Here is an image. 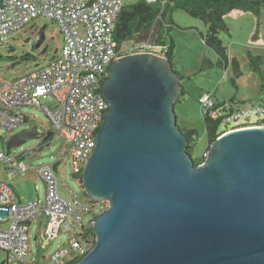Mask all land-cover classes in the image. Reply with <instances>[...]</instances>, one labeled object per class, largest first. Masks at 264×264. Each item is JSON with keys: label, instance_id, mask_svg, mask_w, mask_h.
<instances>
[{"label": "water", "instance_id": "water-1", "mask_svg": "<svg viewBox=\"0 0 264 264\" xmlns=\"http://www.w3.org/2000/svg\"><path fill=\"white\" fill-rule=\"evenodd\" d=\"M108 70L110 106L82 172L84 191L108 207L76 264H264V125L224 131L195 165L175 110L182 85L173 62L131 52ZM52 134L25 127L8 153Z\"/></svg>", "mask_w": 264, "mask_h": 264}, {"label": "built area", "instance_id": "built-area-1", "mask_svg": "<svg viewBox=\"0 0 264 264\" xmlns=\"http://www.w3.org/2000/svg\"><path fill=\"white\" fill-rule=\"evenodd\" d=\"M150 1V0H149ZM126 0H2L0 1V42L37 17L55 22L63 38L61 51L50 62L14 81L0 78V127L9 133L28 125L26 113L14 112L18 107L41 109L51 122L54 132L66 139L69 153L64 161L73 173H81L97 144V132L109 109L102 85L111 63L120 54L115 28ZM215 100L208 98L203 105L205 114L215 117ZM231 120L232 114H227ZM0 150V161L8 160ZM12 173L29 167L22 156H16ZM44 184V197L21 202L14 188L0 179V207L8 208L5 227H0V250L4 262H29L30 226L39 215L48 219L44 237L50 246L62 230H72L67 246L60 244L46 264H67L83 257L95 244L96 236L83 234L85 214L90 205L72 190L71 197L60 193V181L51 163L35 169ZM79 228V230H77ZM73 254L74 256H71Z\"/></svg>", "mask_w": 264, "mask_h": 264}, {"label": "rangeland", "instance_id": "rangeland-1", "mask_svg": "<svg viewBox=\"0 0 264 264\" xmlns=\"http://www.w3.org/2000/svg\"><path fill=\"white\" fill-rule=\"evenodd\" d=\"M224 18L231 33H221L220 37L230 58L236 57L239 60L243 72L241 77L236 76L231 64L228 67L218 64L219 58L216 52L207 46L202 38V33L207 32L206 24L181 9L174 10L172 13L174 24H171L168 18L163 20V24L159 20L150 34L141 33L136 38H128L121 42L120 55L131 53L137 46L148 47V44L152 46L154 52L161 54L165 53L171 37L174 40L172 62L176 72L182 76L181 85L186 91V94L180 95L175 110L182 130L185 128L197 130L198 135L192 153L195 159L206 156L210 145L203 110V105L208 98L221 103L225 102L228 112L237 111L241 107L242 114L234 121L233 126L244 123L246 120L254 123L264 116L260 113L264 100V79L251 69L248 53L252 51L256 54H264V7L259 14L234 9ZM160 31L161 39L159 40ZM42 34L45 38L39 47H36ZM62 43L63 38L55 22L45 17L33 19L20 30L15 31L6 42H0V78L14 81L48 64L53 56L60 53ZM205 58L210 59L214 65L200 70ZM262 69L264 70V63ZM14 112L26 113L30 118L28 125L14 132L25 127L36 126L40 132L52 131L53 134L47 140L32 139L20 147L10 149L8 153L7 142L12 133L0 127V150L10 158L22 156L29 167L26 171L10 177L21 182L26 193L43 199L44 184L35 169L42 163H54L59 160L65 171V177L61 170L59 172L61 194L69 198L73 190L87 203L84 191L72 174L71 164L67 160L63 161L69 153L67 150L69 144L66 139L54 132L51 122L41 109L18 107L14 108ZM7 175L9 174L0 163V177L5 180ZM94 205L95 208L85 214L86 225H89L94 215L108 207L107 202H98ZM6 224L7 220H0V227H5ZM37 227L38 223L34 222L30 229L29 262L46 264L60 244L67 246V240L72 236L73 231L62 230L50 246L42 247L41 242L35 239ZM71 256L74 255L71 254ZM4 260L5 254L0 250V263ZM10 263L19 264L15 260H11Z\"/></svg>", "mask_w": 264, "mask_h": 264}, {"label": "trees", "instance_id": "trees-1", "mask_svg": "<svg viewBox=\"0 0 264 264\" xmlns=\"http://www.w3.org/2000/svg\"><path fill=\"white\" fill-rule=\"evenodd\" d=\"M262 7H264V0H126V4L118 17L114 33L119 44L117 52L120 54L121 42L123 40L128 38H136L141 33L150 34L159 20L163 22L164 19L168 18L170 19V23L174 24L172 13L174 10L181 9L188 15L198 18L206 24L207 32L205 34L202 33V38L205 44L216 52L219 58L218 64L224 67H228L231 64L234 68L236 76L241 77L243 72L241 70L239 60L236 57L230 58L223 40L220 37L221 33H231L230 27L228 26L224 17L227 13L234 9L252 11L255 14H259ZM160 39L161 31L159 35V40ZM148 45V47L137 46L131 52H141L145 50L152 51V46L150 44ZM174 48L175 43L171 37L170 43L167 44L165 53L161 54H164L169 60L173 61ZM248 53L251 69L259 73L264 79V70L262 69L264 63V54H256L252 51H248ZM213 65L214 63L210 59L205 58L200 70L207 69ZM180 77L182 78L181 75ZM184 94H186L185 89L182 90V95ZM225 104V102L221 103L215 101L213 107V109L217 111L215 117L204 113V122L210 143L208 150L211 144L226 130L240 126L264 125L263 116L254 123L246 120L244 123L233 126L234 121L242 114L241 107L238 108L237 111L231 110L228 112ZM261 109L262 112L260 113H263L264 115V100ZM227 114H232L231 120L226 119L227 116H229ZM183 132L186 134L189 140L188 152L193 156V145L198 135L197 130L193 128H185L183 129ZM193 159L195 165H199L206 159V156L199 159ZM73 175L84 191L82 172L73 173ZM84 194L87 204L89 203L90 205V212L95 208L94 204L98 202L93 201L85 191ZM102 212H104V210L94 215L90 220L89 225H83L82 235L87 233H92L95 235L92 228V222ZM80 259L81 257H75L74 259L68 261L67 264H76Z\"/></svg>", "mask_w": 264, "mask_h": 264}, {"label": "crops", "instance_id": "crops-1", "mask_svg": "<svg viewBox=\"0 0 264 264\" xmlns=\"http://www.w3.org/2000/svg\"><path fill=\"white\" fill-rule=\"evenodd\" d=\"M162 24H163V22H162ZM162 24H161V27H162ZM156 53H158V52H156ZM158 54H160V53H158ZM160 55H164V54H160ZM183 89L184 88L182 87V90ZM181 95H182V93H181ZM15 157L16 156L11 157V158L9 157L8 160L0 161V163L3 164V167L5 168V170L7 171V173L9 174V175H7V177H6L5 180H3L1 177H0V179L3 180V181H5V182H7L8 184H10L14 188V190H15V192L17 194V197H18V199L21 202H30V201H33V200L40 199L39 196H38V198H35V197L31 196L29 193H26L25 190L22 188V183L19 182L16 179L14 180V179H12L10 177V176L17 175V173H12L10 171V169L14 166L13 159ZM63 161H64V159H63ZM51 164L54 165L55 170H56L57 175H58V178H59V172H60V170L63 172V177H65L64 176L65 175V173H64L65 171L63 169V164H62L61 161L58 160V161H56L54 163H51ZM59 190H60V187H59ZM34 222L38 223L37 231H36V234H35V239H36V241L41 242V246L42 247H46L45 242H44V237H45L46 232H47V229H48V219L44 215H39L36 220H34L33 222H31L29 224L30 229H31V226L33 225Z\"/></svg>", "mask_w": 264, "mask_h": 264}, {"label": "flooded vegetation", "instance_id": "flooded-vegetation-1", "mask_svg": "<svg viewBox=\"0 0 264 264\" xmlns=\"http://www.w3.org/2000/svg\"><path fill=\"white\" fill-rule=\"evenodd\" d=\"M152 51H153V50H152ZM108 75H109V70H108ZM108 75H107V77H108ZM107 77H106V78H107ZM106 78H105V79H106ZM104 81H105V80H104ZM109 106H110V104H109Z\"/></svg>", "mask_w": 264, "mask_h": 264}]
</instances>
